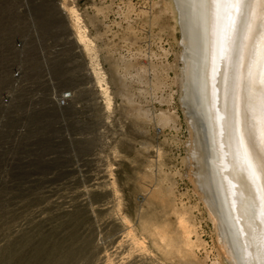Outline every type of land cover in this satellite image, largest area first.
I'll return each mask as SVG.
<instances>
[{"label": "rangeland", "instance_id": "obj_1", "mask_svg": "<svg viewBox=\"0 0 264 264\" xmlns=\"http://www.w3.org/2000/svg\"><path fill=\"white\" fill-rule=\"evenodd\" d=\"M66 2L93 45L111 102L107 108L69 38L61 0H0V257L38 249L59 264H93L117 230L103 224L108 213L91 218L75 194L93 189L92 180L107 170L99 181L116 190L120 215L150 256L142 264H227L196 183L173 1ZM8 92L12 101L4 107ZM88 193L94 207L108 199L102 190ZM180 218L191 230L188 250ZM153 230L167 232L181 251L164 255L167 238Z\"/></svg>", "mask_w": 264, "mask_h": 264}, {"label": "bare ground", "instance_id": "obj_2", "mask_svg": "<svg viewBox=\"0 0 264 264\" xmlns=\"http://www.w3.org/2000/svg\"><path fill=\"white\" fill-rule=\"evenodd\" d=\"M172 1L182 37V103L194 129L199 195L212 216L217 243L225 262L264 264V173L261 172L264 169V140L261 137L264 4L245 0L246 7L237 11L226 0ZM60 8L68 20L69 38L85 56V70L109 108L108 87L103 84L93 45L80 24L79 14L66 0H61ZM107 173L104 170L101 176L92 180L89 186L93 189L78 188L75 194L79 205L86 207L91 218L96 212L108 213L103 224H111L117 230L111 246L97 248L92 263L148 262L150 256L146 255L143 243L119 213L118 195L112 183L99 181L108 178ZM96 189L105 191L108 199L94 207L86 196L89 190ZM149 195L154 197L155 191L151 190ZM70 202L66 200L63 205L70 206ZM185 219L180 218L179 225L187 236L181 241L182 248L188 250L194 242L190 241L191 230ZM152 235L160 241L167 238V232L153 230ZM179 247L176 240L168 237L160 248L167 256L179 253ZM19 253L21 256L18 258L14 257L16 252L0 257V264H59L55 255L53 261L49 253H41L38 249ZM129 258L131 261L127 262Z\"/></svg>", "mask_w": 264, "mask_h": 264}, {"label": "snow or ice", "instance_id": "obj_3", "mask_svg": "<svg viewBox=\"0 0 264 264\" xmlns=\"http://www.w3.org/2000/svg\"><path fill=\"white\" fill-rule=\"evenodd\" d=\"M227 3L231 4L233 7L239 11L241 8L246 7L245 0H226ZM257 3L264 4V0H256ZM262 85H264V76L261 79ZM262 107H264V97H262ZM261 137L264 140V114H262V130ZM261 172L264 173V169H261Z\"/></svg>", "mask_w": 264, "mask_h": 264}, {"label": "built area", "instance_id": "obj_4", "mask_svg": "<svg viewBox=\"0 0 264 264\" xmlns=\"http://www.w3.org/2000/svg\"><path fill=\"white\" fill-rule=\"evenodd\" d=\"M15 49H17L18 51H21L23 49V46L21 45H15ZM21 77H20V74L19 73H15L13 75V81H14V87L18 86L17 84H19V81H20ZM12 101V96L11 94L8 92L2 99V102H3V106L4 107H8L9 104L11 103Z\"/></svg>", "mask_w": 264, "mask_h": 264}, {"label": "water", "instance_id": "obj_5", "mask_svg": "<svg viewBox=\"0 0 264 264\" xmlns=\"http://www.w3.org/2000/svg\"><path fill=\"white\" fill-rule=\"evenodd\" d=\"M181 39H182V37H181ZM263 76H264V75H263ZM261 79H262V76H261ZM262 87H264V85H262ZM187 114H188V113H187ZM193 115H194V114H193ZM193 115H192V116H193ZM193 118H194V116H193Z\"/></svg>", "mask_w": 264, "mask_h": 264}]
</instances>
